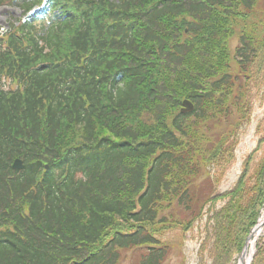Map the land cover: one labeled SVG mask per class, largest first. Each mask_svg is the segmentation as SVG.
Instances as JSON below:
<instances>
[{
    "label": "trees",
    "instance_id": "16d2710c",
    "mask_svg": "<svg viewBox=\"0 0 264 264\" xmlns=\"http://www.w3.org/2000/svg\"><path fill=\"white\" fill-rule=\"evenodd\" d=\"M4 4L25 16L0 30V264H120L123 251L163 264L158 235L189 230L207 204L212 264H236L264 207L262 125L234 186L213 190L264 77V3ZM248 16L262 31L242 29L230 73L221 46ZM263 244L250 264H264Z\"/></svg>",
    "mask_w": 264,
    "mask_h": 264
},
{
    "label": "rangeland",
    "instance_id": "374dc122",
    "mask_svg": "<svg viewBox=\"0 0 264 264\" xmlns=\"http://www.w3.org/2000/svg\"><path fill=\"white\" fill-rule=\"evenodd\" d=\"M261 2L264 3V0H261ZM20 17H22V12L16 6H0L1 29H9V23L11 21L14 22V20ZM262 24L263 23L259 22L255 16H248L245 22L231 24L233 30L231 32L230 26L229 37L221 46V48H225L227 52V54H225L226 61H224L223 67L227 66L230 73H234L238 68L234 60V50L238 46V39L242 29L245 28L248 31L253 28H258L259 32H261ZM1 82L5 87L14 85L9 79H3ZM246 103L250 106L249 116L245 120L247 123L241 126L236 132L238 140L235 146L233 160L229 163L224 172L222 171L220 174L217 173L216 180L218 179V182L213 190L215 194L223 193L234 186L243 170V164L248 154L257 147L258 140L263 132L261 129L258 132L257 128L259 125H262V128H264V77L251 82L247 100L244 101L243 104ZM222 127L223 125L220 126V128ZM262 155L263 146L255 151V155L250 163V173L253 172ZM223 204L224 201L220 199L216 202V207L219 208ZM209 206V204L205 206L202 216L193 222L189 230L184 231L180 227L175 226L170 229L162 230L158 235L159 239L162 242H167L171 248L163 264H212V257L209 253L211 240L207 237V230L210 224L208 222V215L211 213ZM259 239L264 242V226L262 233L256 238L255 244ZM133 254V251H123V259L120 264H134L135 258L131 260ZM254 254L255 250L253 252V255Z\"/></svg>",
    "mask_w": 264,
    "mask_h": 264
},
{
    "label": "bare ground",
    "instance_id": "6f19581e",
    "mask_svg": "<svg viewBox=\"0 0 264 264\" xmlns=\"http://www.w3.org/2000/svg\"><path fill=\"white\" fill-rule=\"evenodd\" d=\"M264 226V209L262 210L261 216L259 218V222L257 226L254 228L250 239L247 242L245 251L242 255V257L239 260L238 264H248L249 258L251 256L252 250L254 248L255 240L256 238L262 233Z\"/></svg>",
    "mask_w": 264,
    "mask_h": 264
},
{
    "label": "water",
    "instance_id": "95a60500",
    "mask_svg": "<svg viewBox=\"0 0 264 264\" xmlns=\"http://www.w3.org/2000/svg\"><path fill=\"white\" fill-rule=\"evenodd\" d=\"M193 107H194V105H193L192 101L189 100V99H185L182 102V107H181L180 111L181 112H189V111H191L193 109ZM13 167L15 169H22L23 168V162H22V160L21 159H18V158L15 159L14 162H13ZM249 238L250 237H248V239ZM246 245H247V243H246ZM246 245H245L242 253L240 254V258L242 257V255H243V253L245 251Z\"/></svg>",
    "mask_w": 264,
    "mask_h": 264
}]
</instances>
